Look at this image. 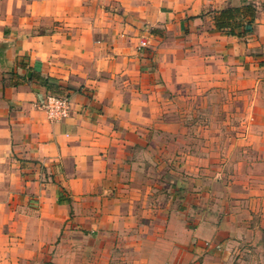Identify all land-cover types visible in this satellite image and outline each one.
Here are the masks:
<instances>
[{
	"label": "crops",
	"instance_id": "crops-1",
	"mask_svg": "<svg viewBox=\"0 0 264 264\" xmlns=\"http://www.w3.org/2000/svg\"><path fill=\"white\" fill-rule=\"evenodd\" d=\"M257 251L264 0H0V264Z\"/></svg>",
	"mask_w": 264,
	"mask_h": 264
},
{
	"label": "built area",
	"instance_id": "built-area-1",
	"mask_svg": "<svg viewBox=\"0 0 264 264\" xmlns=\"http://www.w3.org/2000/svg\"><path fill=\"white\" fill-rule=\"evenodd\" d=\"M148 46V39L142 38L139 42V48ZM37 106L45 114L47 120L52 122L63 121L71 113V102L65 95L47 94L38 102Z\"/></svg>",
	"mask_w": 264,
	"mask_h": 264
},
{
	"label": "trees",
	"instance_id": "trees-1",
	"mask_svg": "<svg viewBox=\"0 0 264 264\" xmlns=\"http://www.w3.org/2000/svg\"><path fill=\"white\" fill-rule=\"evenodd\" d=\"M245 9H247V8H245ZM238 12H239L238 9H227V10H223V11H221L219 14L222 15V16H223V15L234 16V15H236ZM218 27L222 28V23H220V24L218 25ZM243 28H244V26H243ZM244 29H245V28H244Z\"/></svg>",
	"mask_w": 264,
	"mask_h": 264
},
{
	"label": "rangeland",
	"instance_id": "rangeland-1",
	"mask_svg": "<svg viewBox=\"0 0 264 264\" xmlns=\"http://www.w3.org/2000/svg\"><path fill=\"white\" fill-rule=\"evenodd\" d=\"M256 259H258L260 261V259L262 260V263L258 262L257 264H264V251H257L256 253ZM247 262V261H246Z\"/></svg>",
	"mask_w": 264,
	"mask_h": 264
}]
</instances>
